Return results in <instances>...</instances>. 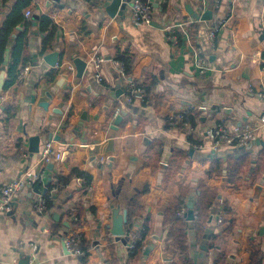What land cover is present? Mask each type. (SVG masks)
<instances>
[{"label": "crops", "instance_id": "obj_1", "mask_svg": "<svg viewBox=\"0 0 264 264\" xmlns=\"http://www.w3.org/2000/svg\"><path fill=\"white\" fill-rule=\"evenodd\" d=\"M17 1L0 0V26ZM142 1L150 3L159 27L133 26L130 4L110 18L105 6L111 0H32L25 9L31 11L30 19L52 12L57 30L53 50L40 55L44 34L32 24L26 63L30 69L0 93V188L27 173L39 175L32 185H39V194L27 187L13 195L10 213H0V264L179 262L180 251L164 218L181 188L189 187L186 206L192 192L194 202L200 182L217 192L210 216H215L212 210L217 205L218 212L223 211L225 202L230 212L225 223L218 225L213 219L208 223L207 230L217 241L209 248L208 240L207 253L200 250L204 236L194 237L193 243L188 235L192 264L218 260L252 264L253 253L264 264V124H260L264 98L258 94L264 91V0ZM188 10L199 16L210 10L211 21H198ZM220 20L226 25L212 38L210 30ZM12 41L7 44L11 48ZM53 52L59 54L55 68L43 61ZM97 55L104 59L100 81L94 77ZM117 55L129 61L125 78L114 63ZM196 55L210 64L203 75L194 66ZM76 58L87 62L80 77L73 63ZM128 81L139 88L145 85L144 90L137 88L141 96L134 93L129 102ZM119 89L122 94L116 97ZM121 111L125 117L113 127ZM173 114H181L194 132L179 124L168 126ZM222 125H260V142L216 152L195 148L206 145L205 130ZM47 143L62 155L59 162L42 158ZM153 143L159 157L148 166ZM178 150L187 152V158L168 175ZM228 157L244 160L242 174L233 183L225 172ZM216 159L222 162V173L208 176L206 171ZM81 171L90 176L86 187L74 176ZM63 176L70 178L65 189L48 188L52 179ZM47 190L51 205L44 197ZM136 196L138 206L129 221L130 203ZM40 199L50 206L46 211H39ZM116 209L127 211L128 222L126 237L118 240L108 229ZM145 223L150 237L143 250L154 247L147 256L142 250L131 259L128 245ZM231 223L232 230L225 232ZM187 228L189 233L188 223ZM74 233L82 236L81 257L70 254L62 242Z\"/></svg>", "mask_w": 264, "mask_h": 264}, {"label": "trees", "instance_id": "obj_2", "mask_svg": "<svg viewBox=\"0 0 264 264\" xmlns=\"http://www.w3.org/2000/svg\"><path fill=\"white\" fill-rule=\"evenodd\" d=\"M5 1L8 0H3ZM32 3V0H19L17 1L9 10V13L5 16V19L3 20L1 26H0V72L2 67V62L4 60L5 54H6V46L10 40H12V48L9 53V59L7 62V67L5 71V88L14 85L18 82L20 79V75L24 67L27 65L30 61V57L27 54V44H28V38H29V31L31 29V26L33 22L36 23L35 26H37L40 29V33L44 34V37L42 39L41 43V49L39 51V54H45L49 51L53 50V43H54V37L57 30V27L54 23V20L52 18V12L51 13H44L41 14V16H38L37 20H33L30 18H26L24 16L25 9L30 6ZM22 28V29H19ZM193 35V33H192ZM116 58L117 62L121 64V66L124 68V71H129V61L127 57L123 55H117ZM145 85L141 86L139 88L137 85L135 88L138 89H145ZM143 87V88H142ZM157 145L155 143L151 144V146L148 148L147 153V165L150 166L155 161L157 162V158L159 157V153H157ZM234 156V155H233ZM232 156V157H233ZM232 157H228L226 161V175L228 182L233 183L238 180L239 176L242 174V163L244 160L241 159H234ZM187 158V152L185 151H174L172 158H171V166L168 167L167 170L168 175L171 174L172 170H179L181 168V164L184 160ZM256 171L259 170L261 167L260 160L256 162ZM223 166L222 162L220 160L216 159L213 164L210 165L209 170L206 171V174L208 176H218L220 173H222ZM75 178L82 180L83 185L86 187L90 184V176L87 175L85 172H75L74 173ZM70 178L63 177H56V181L54 179L51 180V184L48 186L50 190L53 188H56L57 190L62 191L65 189L66 185L69 183ZM197 196L196 200L194 201V237L199 239L203 237L207 230V225L210 222V209L214 205L217 197V192L213 189H211L207 184L205 185L204 182H200L197 184ZM189 188V187H188ZM187 187H183L180 189L179 195L175 198V201L169 208L168 213L166 214L164 221L170 225V231L169 236L174 239V242L176 246L178 247L180 251V260L179 262H173L172 264H192V259L190 256H188V233H187V221L185 219V214L187 213V206L185 203L187 194L189 192V189ZM50 190L46 192L45 198L47 201V204L49 203L51 205L52 198L49 195ZM48 198V199H47ZM137 198H133L131 200L130 210H129V221L131 220L134 211L136 210L138 204H137ZM48 208L50 207L47 205ZM223 222L225 223L226 215L230 212V206L226 204V202L223 205ZM183 212V213H182ZM218 213V212H217ZM214 217V216H213ZM212 217V219H213ZM233 223H231V226L226 229L225 232L232 230ZM139 238L135 241V246L133 249H129V258L134 259L137 255H140L142 253L143 248L145 245L149 242L150 237V229L148 223H145L142 227V229L138 232ZM210 245H214V243L217 241L216 235H210L209 239ZM253 261L252 264H261V260L258 258V255L253 253ZM222 261V260H221ZM220 261V262H221ZM219 260L215 262L214 264H220Z\"/></svg>", "mask_w": 264, "mask_h": 264}, {"label": "built area", "instance_id": "obj_3", "mask_svg": "<svg viewBox=\"0 0 264 264\" xmlns=\"http://www.w3.org/2000/svg\"><path fill=\"white\" fill-rule=\"evenodd\" d=\"M130 7L132 8V24L136 27L148 26L153 22V9L150 6V3L143 2L142 0H130ZM26 18L32 16L30 10H26L24 13ZM176 26V24H174ZM226 25L225 21H218L216 25L211 28L210 36L213 38L215 34L220 30V28ZM173 42H176V37H171ZM194 66L199 75H203L210 70V64L207 59L200 58L197 55L194 57ZM104 59L101 56H96L93 60L94 71H95V80L100 81V67ZM114 63L119 65L120 75L125 78V72L119 62L114 60ZM30 64L24 67L21 72L20 79H22L25 74L28 73L30 69ZM264 68V67H263ZM138 94L141 96L140 91L135 88V83L133 81H128L126 86V99L127 101L132 100L133 94ZM259 97L264 98V91L258 93ZM179 124L182 128L188 130L190 133L194 132L190 124L185 122L184 117L181 114H173L169 116L167 120L168 126H174ZM260 124H264V116L260 119ZM260 126V125H258ZM258 126H244V127H227L225 125L217 126L214 128H208L205 130L204 140H206V145H196L197 149H210L214 152L223 150V148H241L245 147L248 143L256 141L258 139L257 129ZM42 158L44 160L51 161H60L62 155L57 152H53V145L47 143L42 150ZM39 180V175L36 173H27L26 176H23L19 179L10 181L8 184L0 188V213H9L11 210L10 203L14 194L27 189L28 186H32ZM39 211H46L47 206H45V200L40 199L37 205ZM183 213V212H182ZM223 211H219L214 217L213 220L217 222L218 225H221L223 220ZM139 238L138 233L132 236L131 242L128 245V249H133L135 246L136 239ZM63 244L65 245L67 251L75 257H81L84 254L82 249V236L80 233H74L70 236H64L62 239ZM36 250V246L33 247L32 251Z\"/></svg>", "mask_w": 264, "mask_h": 264}, {"label": "water", "instance_id": "obj_4", "mask_svg": "<svg viewBox=\"0 0 264 264\" xmlns=\"http://www.w3.org/2000/svg\"><path fill=\"white\" fill-rule=\"evenodd\" d=\"M130 0H111V2L105 6V11L107 13V15L112 18L114 16L121 15L122 12L124 11V7L126 4H129ZM190 15H192L193 18H195L198 21H211V17H212V12L210 10L205 11L201 16L197 15L196 13H194L192 10H188ZM38 16H33V20H37ZM36 23L33 22V26H35ZM152 26L155 27H159V25H157L155 22L151 23ZM6 54L4 57V60L2 62V67H1V72H0V93L4 90L5 88V82H4V75H5V70L7 67V62H8V58H9V51L10 48L9 45L6 46ZM58 58H59V54L57 52H53V53H49L47 55H45L43 57V61L49 65L52 68H55L58 65ZM75 67H76V72H77V77H80L81 75L84 74L86 67H87V62L83 61L80 58H76L74 59ZM120 94H122V91L119 89L115 92L116 97L120 96ZM1 103V100H0ZM42 107H44L46 109V103H43L41 105ZM123 117H125V113L124 111H121L117 117L115 118L113 127H116L120 121L123 119ZM81 126V123H80ZM79 126V127H80ZM260 142V140H256V141H252L250 143H248L246 145V148H250L252 145L258 144ZM28 188H32L33 193H37L39 194V185L36 184L35 186H28ZM195 197V193L192 192L189 195V200H188V204H187V213L185 214V219L188 222V227H189V237L191 238V241L194 243V205L195 203L193 202V198ZM220 198V196H218V199ZM11 205V203H10ZM219 210V205L215 206V208L212 210V214L216 215L217 212ZM10 213V212H9ZM54 219L57 220V215H54ZM210 223L213 221L212 217H210ZM65 225L66 222H64ZM127 211H123L122 213H119L118 209L113 211L111 220H110V225L108 226L109 229V234L114 237L116 240L120 239L121 237L124 236V238L126 237V224H127ZM261 231H263V228L261 229ZM210 236V230L208 229L204 235L203 238H205L203 244L200 247V250L204 253L208 252V239ZM156 236L153 237V239H155ZM125 240V239H123ZM192 243V244H193ZM153 245H149L148 247H146L143 250V254L145 256L148 255V253L150 252V250L153 249ZM21 264H29L28 261H22Z\"/></svg>", "mask_w": 264, "mask_h": 264}]
</instances>
